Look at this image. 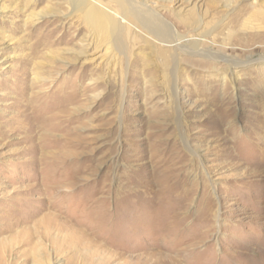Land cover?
<instances>
[{
	"label": "rangeland",
	"instance_id": "rangeland-1",
	"mask_svg": "<svg viewBox=\"0 0 264 264\" xmlns=\"http://www.w3.org/2000/svg\"><path fill=\"white\" fill-rule=\"evenodd\" d=\"M69 1L0 0V264H264V0Z\"/></svg>",
	"mask_w": 264,
	"mask_h": 264
},
{
	"label": "bare ground",
	"instance_id": "bare-ground-1",
	"mask_svg": "<svg viewBox=\"0 0 264 264\" xmlns=\"http://www.w3.org/2000/svg\"><path fill=\"white\" fill-rule=\"evenodd\" d=\"M230 1L231 0H219V2H224V3H229ZM69 4L74 13L82 14L83 20L85 21L87 26H89L92 30H94L100 37H104L107 39H114V38L120 39L125 34H127L128 31L133 30L130 25L131 23H129L132 21L130 20L128 22L129 24L126 23L127 19L129 20V13L125 5H120L121 9L118 8L119 13H121L120 11L124 12V16H121L122 13L119 14L117 11H114L106 4L102 3L101 0H70ZM191 17H192L191 23L186 24V29H189V31H195L197 28H199V24L201 20L198 18V16H196V14H192ZM156 21L157 23L159 22L158 19ZM174 26L178 32H180V29H185L182 24H177V25L175 24ZM154 28L162 31H167L168 29L164 24H158ZM175 35L172 34L171 36L170 35L168 36L173 40L174 38L176 39V37L180 39L179 35L178 36ZM193 45L197 46V44H193ZM188 52L195 54L196 56L208 57L203 55L202 52H194V51H188ZM232 65L233 64H231L230 66ZM63 241H66V238H64Z\"/></svg>",
	"mask_w": 264,
	"mask_h": 264
}]
</instances>
